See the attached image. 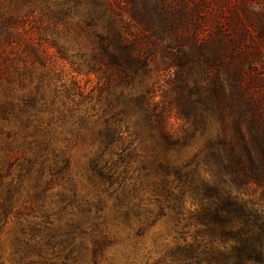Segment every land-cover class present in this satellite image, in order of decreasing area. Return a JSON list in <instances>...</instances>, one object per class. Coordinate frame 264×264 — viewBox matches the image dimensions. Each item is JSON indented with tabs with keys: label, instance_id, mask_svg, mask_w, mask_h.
<instances>
[{
	"label": "trees",
	"instance_id": "1",
	"mask_svg": "<svg viewBox=\"0 0 264 264\" xmlns=\"http://www.w3.org/2000/svg\"><path fill=\"white\" fill-rule=\"evenodd\" d=\"M209 2L213 27L205 40L199 31H180L187 0H50L39 8L56 19L50 38L40 21L25 23L35 7L23 15V8H2L0 120L39 128L32 115L47 108L50 49L51 72L68 64L73 73L95 76L108 97L117 95L101 115L95 105L79 112L102 190L86 194L66 223L67 239L90 248L91 260L78 264H264V76L250 69L264 50V0H195V11L203 14ZM157 94L169 110L158 108ZM173 111L183 122L179 130L168 126ZM16 132L6 133L0 154V215L15 210L33 240L50 218L44 212L35 222L43 206L19 193L31 160L18 166L15 184L6 181L17 160L10 141ZM32 144L39 145L33 139L26 151ZM54 158L48 169L58 176Z\"/></svg>",
	"mask_w": 264,
	"mask_h": 264
},
{
	"label": "rangeland",
	"instance_id": "2",
	"mask_svg": "<svg viewBox=\"0 0 264 264\" xmlns=\"http://www.w3.org/2000/svg\"><path fill=\"white\" fill-rule=\"evenodd\" d=\"M112 2L122 6L126 4V0H112ZM45 4L50 6V0L48 3L41 2V0H0V13L3 12L2 8L6 12L23 8L20 13L23 15L27 7H35L33 18L30 14L25 15V23L28 25L40 21L43 27H48L47 34L50 38V23L52 20L55 22L56 19L54 16L50 19V13L44 16L40 14L39 8L45 6ZM187 4L190 9L189 17L183 22L182 27H179L180 31L184 32V36L199 31L201 40H205L211 34L213 27L210 21L213 14L212 4L209 2L208 10L201 15L194 9L195 0H187ZM68 5L73 6L74 2H70ZM77 18L72 13L69 23L74 24L77 22ZM58 33L61 36L59 30ZM73 35L74 33H70L71 38H73ZM77 41L82 46L84 45L83 39ZM0 48L2 47L0 46ZM52 52L53 50L50 49V86L43 90L47 108L45 111L36 114V116H34V113L32 115V124H36L39 128L35 130L33 125L20 128L18 122L13 118H9L8 121L0 120L2 129L0 133V154L5 149L6 133L18 131L10 139V141L15 139L16 145H14L13 150L16 151L14 156L17 160L13 162L10 169L11 175L6 178V181L12 180V183L15 184L18 178V166H25L27 161L31 160L33 162L31 163L32 170L25 175L19 193L22 194V198L27 200H31L28 198L30 196L37 200L36 203L39 202V208L43 206V210L37 211L34 217L35 222L39 224L43 222V219H45L43 215L46 216L44 212H47L50 218V227L45 230L44 228L47 227H44V231L36 234L31 240L29 237L31 226L29 227L24 222L23 217L15 215V210L6 217L0 215V250L6 264H43L42 256H39L43 252L50 257V264H78L82 257L87 258L88 261L91 260L90 248L86 247V243L83 247V243L78 239L70 241L71 239L68 240L65 233L69 231L66 223L74 220L70 217L71 213H75L81 208L86 194L89 195L87 199H90L96 194L95 192L102 190L100 178L90 163L91 156L88 153L87 143L81 138L86 120L81 117L80 113L95 105V109L101 115L107 103L113 101L117 95L116 97H108L105 87L97 84L95 76L73 73L68 64L61 68V72H56V74L51 72ZM250 69L254 71L256 77L261 78L264 76V50L261 58L253 63ZM151 82L152 80L147 85L149 86ZM146 87L144 84V89ZM161 95L157 94L154 101L158 103V108L169 110V103ZM37 96L40 98V94ZM76 108L78 113L75 112ZM182 124L183 122L177 119L174 111L169 114L168 126L171 129L179 130ZM19 131L28 135L24 142L21 136L24 134L20 135ZM32 131H35V133L32 134ZM33 139H37L39 145L33 147L32 144L31 150L26 151L27 146L25 144ZM21 143L24 144V153H22L21 148H17ZM198 144L200 146L202 142L200 141ZM55 155H57L56 160L58 161V167L62 169V173L58 176H51L48 168H51ZM40 205L42 206L40 207ZM18 221H20V225ZM57 223L61 225L58 230L56 228ZM41 226L43 227V225ZM153 230L159 231L162 230V227L159 225ZM48 234L50 235V247L45 244ZM60 234L62 235L59 236ZM151 238L152 235L149 233L145 241L148 247L151 244ZM40 244L44 250H40L41 253L37 250ZM84 248L88 250L85 251Z\"/></svg>",
	"mask_w": 264,
	"mask_h": 264
}]
</instances>
